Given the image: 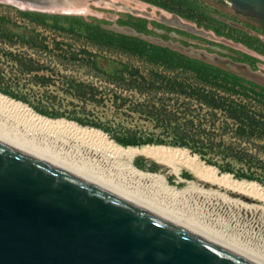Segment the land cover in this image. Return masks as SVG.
<instances>
[{
	"label": "rangeland",
	"instance_id": "rangeland-1",
	"mask_svg": "<svg viewBox=\"0 0 264 264\" xmlns=\"http://www.w3.org/2000/svg\"><path fill=\"white\" fill-rule=\"evenodd\" d=\"M65 1L19 0L22 11L0 0L1 94L47 118L100 129L123 146L147 143L125 145L117 137L162 139L167 143L150 144L171 147L186 143L181 148L220 175L264 187L260 20L236 12L224 0H82L84 12L68 11ZM56 3L61 7H49ZM54 139L46 144L63 152L73 149ZM79 157L110 173L108 159L91 163V157ZM133 163L162 175L166 193L181 192L191 182L190 188L202 192L259 203L200 180L186 168L179 178L169 166L143 155ZM175 201H168L170 208L192 219L197 215L205 229L264 252V240L215 208L220 202L190 205L192 212Z\"/></svg>",
	"mask_w": 264,
	"mask_h": 264
},
{
	"label": "water",
	"instance_id": "water-1",
	"mask_svg": "<svg viewBox=\"0 0 264 264\" xmlns=\"http://www.w3.org/2000/svg\"><path fill=\"white\" fill-rule=\"evenodd\" d=\"M264 21V0H224ZM0 264H253L0 143Z\"/></svg>",
	"mask_w": 264,
	"mask_h": 264
},
{
	"label": "bare ground",
	"instance_id": "bare-ground-1",
	"mask_svg": "<svg viewBox=\"0 0 264 264\" xmlns=\"http://www.w3.org/2000/svg\"><path fill=\"white\" fill-rule=\"evenodd\" d=\"M65 3L64 7L68 11H85L82 0H66ZM58 5L59 3L51 4L49 7L54 8ZM28 129L32 131L31 136L28 133V135L24 134ZM52 138L69 143L71 145L69 149H73L63 152L55 148L56 146L51 148V145L46 144V139L51 141ZM0 143L92 184L253 264H264V252L256 250L253 245L238 244L237 240L236 242L234 240L236 238L230 240V237H224L220 235L221 233L218 234V231L205 229L202 222H198L200 219L197 215L193 214L194 219H192V214L190 217V214L186 215L183 210L181 213L177 212L180 211L179 205L177 210H173V206L170 208L168 205L171 199L174 202L177 200L183 206H188L187 208L190 205L220 202V205H215V208L218 207L221 211L234 215L236 221L247 225L250 230L255 231L256 235H254L258 239L264 240V207L262 206L264 187L247 179L236 180L229 173L220 175L216 167L207 165L200 160V157L193 155L188 148L156 144L123 146L111 140L100 129L82 126L65 118H47L35 112L29 105L1 93ZM74 148L78 149V152L73 151ZM82 155L87 159L91 157L89 159L91 163L97 160L103 162L102 157L104 160L108 159L104 162L110 173L92 167V164L86 163V159L79 157ZM138 155L169 166L170 171L179 178L180 170L186 168L200 180L250 196L259 203L248 204L238 198L226 197L225 193L217 196L213 192H202L196 188H190L191 182L189 187L181 192L174 193L170 189L166 193L168 189L162 175L143 171L134 165L133 161ZM191 208L193 207L189 209Z\"/></svg>",
	"mask_w": 264,
	"mask_h": 264
},
{
	"label": "trees",
	"instance_id": "trees-1",
	"mask_svg": "<svg viewBox=\"0 0 264 264\" xmlns=\"http://www.w3.org/2000/svg\"><path fill=\"white\" fill-rule=\"evenodd\" d=\"M261 22L264 25V21H261ZM189 61H190V59H189ZM201 64H202V66L204 65V66H207V67H210L211 68V65L204 64V63H201ZM116 139L120 143L125 144V145H135V144H142V143H147V144L148 143L149 144L150 143H167L166 140H162V139L146 138V139H142L141 140V139H138L136 136L117 137ZM172 144L175 145V146H180V147L186 145V143L183 144V142H175V143H172ZM183 175L186 176V177H188V174H183ZM245 177L251 178L250 176H247V175H245Z\"/></svg>",
	"mask_w": 264,
	"mask_h": 264
},
{
	"label": "clouds",
	"instance_id": "clouds-1",
	"mask_svg": "<svg viewBox=\"0 0 264 264\" xmlns=\"http://www.w3.org/2000/svg\"><path fill=\"white\" fill-rule=\"evenodd\" d=\"M7 4L15 6V7L19 8L22 11L25 10L23 5L19 2V0H7Z\"/></svg>",
	"mask_w": 264,
	"mask_h": 264
}]
</instances>
